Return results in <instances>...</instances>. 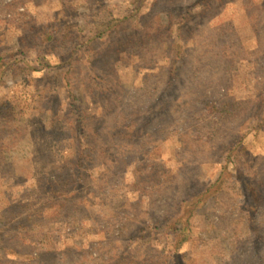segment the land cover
I'll list each match as a JSON object with an SVG mask.
<instances>
[{
  "label": "rangeland",
  "instance_id": "374dc122",
  "mask_svg": "<svg viewBox=\"0 0 264 264\" xmlns=\"http://www.w3.org/2000/svg\"><path fill=\"white\" fill-rule=\"evenodd\" d=\"M0 264H264V0H0Z\"/></svg>",
  "mask_w": 264,
  "mask_h": 264
},
{
  "label": "trees",
  "instance_id": "16d2710c",
  "mask_svg": "<svg viewBox=\"0 0 264 264\" xmlns=\"http://www.w3.org/2000/svg\"><path fill=\"white\" fill-rule=\"evenodd\" d=\"M217 181L215 180V182H213L207 189L206 191L208 192L210 190L211 187L216 186ZM250 195L252 197V208L250 210V212H252L253 208L256 209L257 208V201L259 199V197L257 196V193L255 191H251ZM191 203L190 201H186L184 200L182 203V206L186 207L189 206ZM251 215V213H250ZM190 216H192L191 212H188L187 217L186 214H178L176 217L172 218L169 222L168 225L170 231H173L174 233V237L178 238L177 239V243L179 245L185 243L188 238H189V232H190V224H189V218ZM254 231L257 230V228H253Z\"/></svg>",
  "mask_w": 264,
  "mask_h": 264
}]
</instances>
